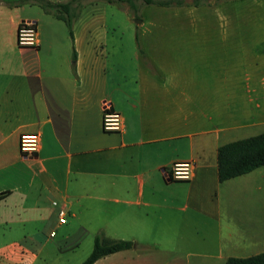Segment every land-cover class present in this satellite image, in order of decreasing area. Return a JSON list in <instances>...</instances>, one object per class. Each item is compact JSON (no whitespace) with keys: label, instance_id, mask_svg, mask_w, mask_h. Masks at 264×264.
<instances>
[{"label":"crops","instance_id":"1","mask_svg":"<svg viewBox=\"0 0 264 264\" xmlns=\"http://www.w3.org/2000/svg\"><path fill=\"white\" fill-rule=\"evenodd\" d=\"M263 4L225 0L232 26L220 33L197 28L193 0L159 6L140 31L121 29L137 17L119 4L92 1L71 37L35 0L0 2V258L35 264L27 244L59 225V206L93 242L102 231L144 246L94 264L263 253L264 166L220 181L217 161L220 146L264 132ZM24 20L36 24L34 47L17 44ZM105 101L118 131L103 129ZM24 133L38 135L34 154L21 152ZM185 160L191 178L168 180Z\"/></svg>","mask_w":264,"mask_h":264},{"label":"trees","instance_id":"2","mask_svg":"<svg viewBox=\"0 0 264 264\" xmlns=\"http://www.w3.org/2000/svg\"><path fill=\"white\" fill-rule=\"evenodd\" d=\"M28 0H18L13 2L7 0L9 6L18 5ZM34 1V0H32ZM92 1H106L120 4L126 2L134 12L138 14V5L135 0H68L66 2H51L45 0H35V2L48 14L61 19L68 27L71 37H73L74 24L83 7ZM143 4L158 6H173L182 4L184 0H142ZM202 0H193L198 5ZM130 12V11H129ZM136 39L139 48V33L136 31ZM142 51V49H141ZM76 54H74V60ZM76 73V67H74ZM218 177L220 181L247 173L257 167L264 166V132L251 137L239 139L226 143L218 148ZM144 248L133 240L116 239L106 236L102 231H98L94 238V245L91 253L81 264H94L97 260L112 253L127 250ZM225 264H264V252L249 257H230Z\"/></svg>","mask_w":264,"mask_h":264},{"label":"rangeland","instance_id":"3","mask_svg":"<svg viewBox=\"0 0 264 264\" xmlns=\"http://www.w3.org/2000/svg\"><path fill=\"white\" fill-rule=\"evenodd\" d=\"M7 0H0V2H6ZM16 2L18 0H12ZM32 1V0H28ZM138 5V14L140 17H137L139 20L142 17H152L157 15L160 7L157 5H148L143 4L142 0H135ZM261 3H264V0H261ZM224 4V7H217L214 13H209V7L213 5ZM211 6L206 5V3L197 6L194 14L198 16L197 28L199 30H209L220 33H225L226 30H229V27L232 25L227 19H225V0H210ZM122 9L134 12L129 8V5L126 2L120 4ZM119 6V7H120ZM264 10V4H263ZM120 9V8H119ZM172 10V8H170ZM212 11V10H211ZM120 15L122 16L121 12ZM169 13V12H167ZM135 17V16H134ZM142 20V19H141ZM122 30H129L131 27H138L139 23H129L127 20H122ZM141 28H139L140 31ZM66 224H59L58 226H53L51 230H44L40 233L41 238L35 244H27L26 248L29 252H35L38 255V259L35 264H81L91 253L93 249L94 242L83 233L78 230L77 227H66ZM58 222V220H57ZM65 226V227H64ZM47 233V234H46ZM24 250V248H22ZM0 264H28L27 262L15 263L13 261L0 258Z\"/></svg>","mask_w":264,"mask_h":264},{"label":"built area","instance_id":"4","mask_svg":"<svg viewBox=\"0 0 264 264\" xmlns=\"http://www.w3.org/2000/svg\"><path fill=\"white\" fill-rule=\"evenodd\" d=\"M17 44L22 47L37 45V27L32 20H24L19 23L17 29ZM122 116L113 109L108 102L103 103V129L105 131H118L121 129ZM38 135L36 133H24L20 138V149L23 154H34L38 147ZM194 162L192 160L177 161L171 170L165 172L168 180H189L192 176ZM54 205H58L55 201ZM69 212L63 207L58 208V223L66 224Z\"/></svg>","mask_w":264,"mask_h":264},{"label":"water","instance_id":"5","mask_svg":"<svg viewBox=\"0 0 264 264\" xmlns=\"http://www.w3.org/2000/svg\"><path fill=\"white\" fill-rule=\"evenodd\" d=\"M134 21L137 22V23H141L142 20L141 19L139 20L138 18H135Z\"/></svg>","mask_w":264,"mask_h":264}]
</instances>
